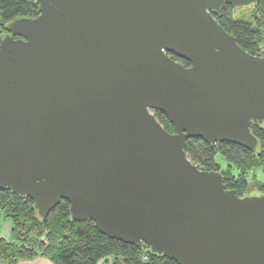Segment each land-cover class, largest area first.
I'll return each instance as SVG.
<instances>
[{"label": "water", "instance_id": "1", "mask_svg": "<svg viewBox=\"0 0 264 264\" xmlns=\"http://www.w3.org/2000/svg\"><path fill=\"white\" fill-rule=\"evenodd\" d=\"M38 1L0 34V189L43 218L66 199L73 220L179 264H264V192L185 149L260 147L264 54L214 15L260 0Z\"/></svg>", "mask_w": 264, "mask_h": 264}, {"label": "trees", "instance_id": "2", "mask_svg": "<svg viewBox=\"0 0 264 264\" xmlns=\"http://www.w3.org/2000/svg\"><path fill=\"white\" fill-rule=\"evenodd\" d=\"M254 20L235 18L234 6L227 5L220 14H214L226 30L236 36L237 42L252 54L263 55L264 0L253 6ZM40 12L38 0H0V34L5 25L17 16H36ZM172 57L188 66L190 62L178 55ZM158 120L172 132L174 125L162 111H155ZM253 133L260 140L258 150H253L231 141L209 143L200 137L187 140L186 152L203 169L220 170L224 181L239 194L251 189L248 172L264 169V127L252 125ZM220 159H225L222 167ZM264 182V181H263ZM264 192V184L257 185ZM70 204L62 199L43 218L29 196L12 190L0 189V227L2 222H11L9 238L0 236V259L8 264H17L20 258L49 257L55 264H98L99 259L111 255L104 264H179L173 258L152 253L142 245L127 243L111 237L95 227L93 220H73Z\"/></svg>", "mask_w": 264, "mask_h": 264}, {"label": "rangeland", "instance_id": "3", "mask_svg": "<svg viewBox=\"0 0 264 264\" xmlns=\"http://www.w3.org/2000/svg\"><path fill=\"white\" fill-rule=\"evenodd\" d=\"M255 4L245 7H234L232 15L235 18L244 19V20H254V16L257 13L256 9L253 7ZM1 29V25H0ZM4 33V32H3ZM261 50L264 52V40L261 43ZM222 167L227 165L225 159H220ZM249 181H250V192H259L257 189V185L264 184V169L262 167H256L255 169H250L248 172ZM9 225L6 222H2V226L0 227V234L5 235L8 233L7 229ZM7 262L4 259H0V264Z\"/></svg>", "mask_w": 264, "mask_h": 264}, {"label": "crops", "instance_id": "4", "mask_svg": "<svg viewBox=\"0 0 264 264\" xmlns=\"http://www.w3.org/2000/svg\"><path fill=\"white\" fill-rule=\"evenodd\" d=\"M6 223L9 225V228L7 229L8 233L5 235H1L2 237L9 238L11 235V222L6 221ZM3 264H8L7 262H4ZM17 264H55L49 257L46 256H37L35 258H20L17 260Z\"/></svg>", "mask_w": 264, "mask_h": 264}, {"label": "flooded vegetation", "instance_id": "5", "mask_svg": "<svg viewBox=\"0 0 264 264\" xmlns=\"http://www.w3.org/2000/svg\"><path fill=\"white\" fill-rule=\"evenodd\" d=\"M171 55H174V53H170ZM176 55V54H175Z\"/></svg>", "mask_w": 264, "mask_h": 264}]
</instances>
